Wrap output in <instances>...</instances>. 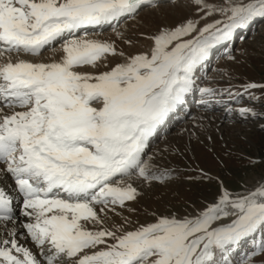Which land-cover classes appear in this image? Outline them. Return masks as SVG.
I'll list each match as a JSON object with an SVG mask.
<instances>
[{"label":"snow or ice","instance_id":"snow-or-ice-1","mask_svg":"<svg viewBox=\"0 0 264 264\" xmlns=\"http://www.w3.org/2000/svg\"><path fill=\"white\" fill-rule=\"evenodd\" d=\"M178 6L0 0V264H264V178L221 183L186 214L134 223L117 210L135 211L137 183L166 178L146 152L160 126L190 94L217 95L199 83L214 50L264 22V0H187L195 18L161 21L134 53L93 38Z\"/></svg>","mask_w":264,"mask_h":264},{"label":"rangeland","instance_id":"rangeland-1","mask_svg":"<svg viewBox=\"0 0 264 264\" xmlns=\"http://www.w3.org/2000/svg\"><path fill=\"white\" fill-rule=\"evenodd\" d=\"M209 2L219 4L223 0ZM178 5L161 12L149 10L133 20L122 21L116 28L122 33L119 38L111 28L98 31L93 38L114 40L118 51L134 53L148 43L140 34L153 31L161 21L174 24L187 16L195 18L186 6L187 0H178ZM255 26L244 39L240 30L227 47L214 50L208 71L199 83L201 87L216 89L217 95L204 105L197 100L199 91L194 92L197 107L182 114V123L171 130L168 138L156 140L147 151L166 178L145 185L137 183L140 195L136 202H128L135 211L117 209L134 223L151 221L152 211L192 212L212 200L223 182L229 190L239 191L235 190L239 183L251 187L264 178V88L243 87L249 83L264 84V22ZM126 39L130 43H125ZM219 53H223L220 58ZM50 55L45 51L41 58ZM229 55L235 59H228ZM223 89L235 98L222 93ZM195 100H190L192 106ZM240 108L251 112L242 118Z\"/></svg>","mask_w":264,"mask_h":264},{"label":"bare ground","instance_id":"bare-ground-1","mask_svg":"<svg viewBox=\"0 0 264 264\" xmlns=\"http://www.w3.org/2000/svg\"><path fill=\"white\" fill-rule=\"evenodd\" d=\"M250 112H251V111H250ZM244 116H245V115H243L242 117H244ZM172 127H174V126L172 125ZM172 127H171V128H172ZM166 138H168V136H166ZM150 143H151V142H150ZM150 143H149V146H150ZM149 146H148V147H149ZM127 203H128V202H127ZM124 209H125V208H124ZM0 227H2V225H0ZM9 227H11V225H9Z\"/></svg>","mask_w":264,"mask_h":264}]
</instances>
